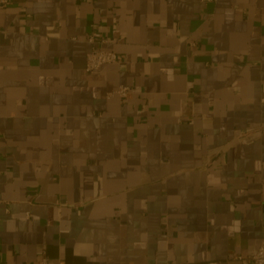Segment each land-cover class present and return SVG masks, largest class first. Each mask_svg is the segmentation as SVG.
Masks as SVG:
<instances>
[{
	"label": "crops",
	"instance_id": "0c3cea01",
	"mask_svg": "<svg viewBox=\"0 0 264 264\" xmlns=\"http://www.w3.org/2000/svg\"><path fill=\"white\" fill-rule=\"evenodd\" d=\"M0 264H239L264 238V0H7ZM96 48L121 57L86 71ZM195 44V46H193ZM131 88L128 100L113 93ZM252 264V263H251Z\"/></svg>",
	"mask_w": 264,
	"mask_h": 264
},
{
	"label": "built area",
	"instance_id": "2783aa9c",
	"mask_svg": "<svg viewBox=\"0 0 264 264\" xmlns=\"http://www.w3.org/2000/svg\"><path fill=\"white\" fill-rule=\"evenodd\" d=\"M200 1L203 3L214 4L219 0ZM8 4L7 0H0V7H6ZM87 41L93 47L86 56V71L88 73L100 71L105 65L117 64L121 62L122 59L117 53L96 48L97 45L104 43L102 35L98 31L93 30L87 38ZM193 46H195V44H193ZM113 94L117 95L121 101H125L128 100L131 95V88L129 86L122 85ZM233 260L239 264H264V238L258 252L255 255L247 258L241 255H235ZM39 264H49L48 257L46 255L42 256ZM60 264L63 263L61 262Z\"/></svg>",
	"mask_w": 264,
	"mask_h": 264
}]
</instances>
